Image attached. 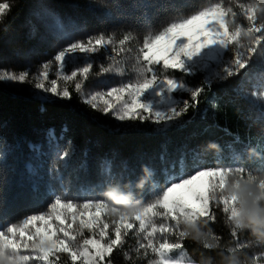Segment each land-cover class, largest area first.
Listing matches in <instances>:
<instances>
[{
    "label": "snow or ice",
    "instance_id": "6c2138e0",
    "mask_svg": "<svg viewBox=\"0 0 264 264\" xmlns=\"http://www.w3.org/2000/svg\"><path fill=\"white\" fill-rule=\"evenodd\" d=\"M169 7L176 11L169 13L158 28L150 27L142 39L132 32L119 39L115 33L72 39L60 18L48 13L53 15L55 33L70 42L35 71L31 67L18 72L0 70V83H33L43 94L70 100L67 85L71 82L77 94L83 93V103L105 115L111 113L122 122L113 129L115 132L140 131L144 124L154 125V132H166L191 123V118L184 117L190 108H198L205 87L210 89L214 82L237 76L249 67L253 57L264 58V0H201L191 12H183L174 2ZM9 8V4L0 2V23ZM133 40L138 45L135 49ZM101 50L108 64H99V72L94 73L93 67L98 64L94 57ZM126 60L133 61L130 79L106 90L84 92V82L90 75L124 76L123 67L117 65ZM213 64L216 67L211 70ZM168 72L209 74L203 86H191L182 77L166 75ZM58 81L63 82V87H58ZM260 97L264 98V94ZM210 103L217 107L215 99ZM47 138L57 139L53 130H49ZM29 147L37 155L42 154L39 144ZM208 147L218 145L210 143ZM248 151L247 145L241 150L233 149L230 163L224 165L219 153H215L216 164L209 166L204 159L209 155L207 148H193L190 167L186 163L189 153L181 152L178 160L160 169L163 181L156 178L154 168L145 166L151 179L147 195L138 199H133L131 191L123 190L125 180L130 188L139 184L140 180L131 179L134 170L129 169L128 176H124L105 164L101 165L103 179L95 187L73 189L59 176L54 177L55 184L43 190L34 184L33 193L41 202L38 210L14 217L0 206V264H113L110 257L114 251L123 250L130 234L137 241L131 251L138 260L148 259V264H198L187 255L184 242L190 238L205 250L221 249L220 237L209 227L217 222V209L225 215L231 239L236 241L235 247L227 249L231 256L223 250L219 254L226 260H237L240 249L264 245L240 239L244 230L235 220L241 212V201L227 194L229 189L240 191L243 182L255 185L264 196V178L258 179L239 163ZM56 155L57 165L63 162L66 166L69 151H58ZM159 159L161 164L167 163L164 154ZM124 164L127 167V161ZM177 165L179 172L175 171ZM28 170L35 174L30 165ZM55 170L54 166L52 171ZM97 189L103 191L97 195ZM106 192L130 195L136 210L127 212L117 207L105 199ZM123 255L133 261L130 252Z\"/></svg>",
    "mask_w": 264,
    "mask_h": 264
},
{
    "label": "trees",
    "instance_id": "16d2710c",
    "mask_svg": "<svg viewBox=\"0 0 264 264\" xmlns=\"http://www.w3.org/2000/svg\"><path fill=\"white\" fill-rule=\"evenodd\" d=\"M10 5L0 23V61L7 57V50L16 54L17 61L8 70L22 71L31 67L35 71L42 61L38 60L54 56L64 47L68 40H62L55 33L53 15L58 16L65 26V30L72 33V39H84L99 33H115L117 39L125 33L132 32L142 39L148 29L158 28L169 13L176 8L169 7L174 2L183 12H190L201 3V0H3ZM189 2V3H188ZM261 3V0H256ZM193 3V4H192ZM190 4V5H189ZM91 6V7H90ZM188 6V7H187ZM184 9V10H183ZM8 41L7 43H5ZM10 42V45H9ZM137 41H132V47H137ZM23 59L22 63L20 59ZM98 64L93 72H99V64L107 66L105 53L101 50L94 57ZM258 59L259 57H253ZM252 60L248 68L242 70L240 76H233L223 82H214L200 98L198 108H190L184 119L191 118L179 128H171L166 132H154V125H141L140 131L127 133L115 132L113 129L121 123L111 115L91 109L82 102L83 94L75 92V86L69 82L67 87L71 93L70 100L58 99L51 96L43 100L37 94L40 90L34 88L33 83L9 86L0 83V206L7 208L10 215L19 217L31 211L38 210L40 200L33 193V185L39 184L41 190L44 185L43 173L38 170L40 163L47 162V154L52 151L70 153V160L61 169V176L65 185L76 188L95 187L103 179L102 164L111 167L115 173L128 176L129 169L134 170L132 180L145 177V166L156 170V178L163 181L160 169L167 167L174 160H178L181 152H188L187 165L192 164L191 152L193 148L204 150L209 155L204 159L209 166L216 164L213 154L219 153L222 165L230 163L229 156L233 149L241 150L245 145L250 151L244 153L239 161L254 176L264 178V105L250 102L239 90L249 71L256 65ZM7 66V63H3ZM124 76L104 73L90 75L84 82V87L95 82H105L107 86L116 81L131 78L133 61L126 60L123 65ZM168 75L182 77L188 85L203 86L205 73L186 76L179 72H168ZM257 87L264 85V70L256 77ZM58 87L63 82L58 81ZM184 98H188L185 95ZM215 99L217 107L213 108L210 101ZM207 109L205 114L204 110ZM139 123V122H137ZM146 129V130H145ZM227 129V132L225 131ZM53 130L57 139L48 140V132ZM237 137L239 142H237ZM69 142L72 147H69ZM210 143L218 145L208 147ZM39 144L41 155H37L29 145ZM164 154L166 164H161L159 157ZM127 161V167L124 162ZM34 169L35 174L28 170ZM179 172V165L175 169ZM247 178V174H245ZM151 178L143 188H130L125 180L123 190L131 191L133 199L147 195ZM103 189H97L98 195ZM117 194V193H116ZM119 195V194H118ZM214 235L220 237L221 249L205 250L202 245L192 239L185 240L187 255L195 259L198 264H224L225 255L230 247H235L236 241L230 236V228L225 215L217 209V222L209 225ZM241 240H254L248 230L240 235ZM131 239L123 250L114 251L113 264H148V261L136 259L131 250ZM240 249L236 256L240 264H254L255 249ZM128 251L133 256L129 261L123 255ZM63 264V262H62Z\"/></svg>",
    "mask_w": 264,
    "mask_h": 264
},
{
    "label": "rangeland",
    "instance_id": "374dc122",
    "mask_svg": "<svg viewBox=\"0 0 264 264\" xmlns=\"http://www.w3.org/2000/svg\"><path fill=\"white\" fill-rule=\"evenodd\" d=\"M3 0H0V2H2ZM189 3V2H188ZM193 4V3H192ZM190 5V4H189ZM188 7V6H187ZM189 8V7H188ZM187 11L184 12H190L188 9ZM54 21V20H53ZM1 28V27H0ZM8 41H6L5 43H7ZM10 45V42H9ZM8 46H5L4 49H6V53L8 54L7 57L3 60V62L0 61V70H8L10 67H15L13 66L14 63L16 64L17 58L16 54L7 50ZM52 59L51 56L46 58V61ZM254 59V58H253ZM23 59H20V62L22 63ZM42 62H44L43 58L38 59ZM256 63V65L249 71V73L247 74L246 78H244V83L243 86L239 89L242 94L248 99L250 100L251 103L255 104V105H264V98L260 97V94H264V85L260 88L257 87V83H256V77L258 75V73L262 70H264V58L259 57L258 59H254ZM3 63H7V66H3ZM251 65V63H250ZM17 66V64H16ZM215 65H212V69H215ZM12 71H19V70H12ZM242 72V70H241ZM241 72L237 75L240 76ZM205 73V76L208 75V72H203ZM166 75H168L166 73ZM236 77V76H235ZM121 81H116L114 83H111L110 86L104 82L103 84L101 82H93L92 84H88L87 86L84 87V92H92V91H102V90H106L111 86H114L116 84H119ZM11 86H17V84H13ZM256 93L257 95L254 96L253 94ZM83 94V93H82ZM38 96H41L43 100H48L50 98V94H43L41 93V91L37 94ZM108 115H111V113H109ZM115 119V118H114ZM119 122V121H118ZM122 123V122H121ZM57 151H52L49 152L47 154V162L46 163H40L38 165V170L39 172L42 174H44L46 177H44V185L45 186H49L52 184L56 183V180L54 179V177H61V169L64 165L63 162H61L59 165H57ZM55 166V171H52V169ZM258 179L261 178L259 176H256ZM246 178V176H245ZM63 179V178H62ZM85 235H89V233L87 231H85ZM131 239V243L134 247L136 246V238L133 237L131 234L129 235V237ZM133 247V248H134ZM135 257V256H134ZM190 257V256H189ZM253 257H255L254 259V264H264V248L262 249H255ZM136 258V257H135ZM152 257L150 256L149 259H151ZM148 261V259H143L140 261Z\"/></svg>",
    "mask_w": 264,
    "mask_h": 264
},
{
    "label": "clouds",
    "instance_id": "9594fccd",
    "mask_svg": "<svg viewBox=\"0 0 264 264\" xmlns=\"http://www.w3.org/2000/svg\"><path fill=\"white\" fill-rule=\"evenodd\" d=\"M148 172L145 171V177L141 179L137 187L143 188L148 182ZM229 195L239 197L241 203L239 205L241 212L235 220L243 230H248L254 240L264 244V196L259 194L258 188L251 183L241 182V190L236 192L229 189ZM105 199L112 204L122 208L127 212L135 211L137 205L131 202L130 195H118L114 192H106ZM224 264H240L238 260L225 259Z\"/></svg>",
    "mask_w": 264,
    "mask_h": 264
}]
</instances>
